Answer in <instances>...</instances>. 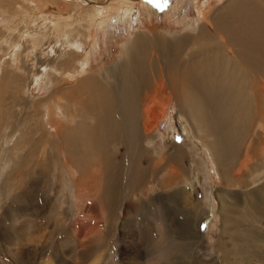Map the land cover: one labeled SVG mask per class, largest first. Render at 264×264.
Wrapping results in <instances>:
<instances>
[{
    "label": "rangeland",
    "instance_id": "obj_1",
    "mask_svg": "<svg viewBox=\"0 0 264 264\" xmlns=\"http://www.w3.org/2000/svg\"><path fill=\"white\" fill-rule=\"evenodd\" d=\"M100 1L99 3L103 4L102 7L104 6V15L108 19L107 24L98 30H95L97 27L90 30L94 31L96 42L90 38L91 45H87L88 48H84L86 44L81 42L80 45L72 47L71 41L62 37L64 35L68 38L71 37L68 23L66 25L62 23L61 27L57 24L48 28L52 29L48 37L44 31H41V27H49L50 21L55 19L57 14L60 15L64 12H57L54 16L46 17L39 16L29 9L25 15L21 16L20 14L18 19L12 20L10 27L6 28L5 25H2L3 23L0 24V84L11 83V87H14L0 89V151L2 150L0 152V264H50L51 260L53 264H125L124 258L131 252L138 253L142 264H153L151 260L155 258V250H157L155 243L156 241L163 242L166 233L168 236L170 233L171 237H181L179 241L184 243V249L186 248L185 238L187 241H196L192 247V258L189 260V264H264V253L262 259L261 255L259 259V256H254L249 250L248 245L243 252H239L240 244L229 233L228 235L224 234L223 243H219V238L222 236L221 230L230 226L223 219L226 211L221 210L223 205L220 204L219 193L223 192L222 196L227 205L225 207L227 211L229 205L236 206L233 213L228 212L238 220L241 219L242 227L247 229L252 222V217H248L249 212L256 215L253 209L248 212V206L252 205L251 200L255 196H264V192H259V188L264 184L263 172L256 173L254 168H251V172L243 169L241 175L246 184L239 185L238 181L235 182L231 176L235 173L236 163L240 168L241 163L246 161V147H240V141L238 142L233 137L225 138V141L228 140L223 144L222 153V150L215 145L214 137L209 136L207 127L210 123L199 117L197 109L185 108V112L191 109L186 112L190 115L189 119L181 114V109H178L174 101L170 107L165 103L160 108L163 110H158L162 117L158 120V129L156 128L152 135L154 138L151 137L152 140L148 141L147 138L142 137L148 150H156L159 153L166 151L168 155L178 156L181 163L187 164L188 169L190 167L196 171L199 169V180L196 179L193 183L188 182L190 188L184 187L191 193L189 194L190 198L192 196V200L183 204L185 209L181 206L185 195L181 200L175 198L169 201L168 195L164 194L167 191H163L159 186H157L158 189L155 188L157 184H152L148 189V194L139 189L134 188V190L133 187L131 189L123 187L124 184H126L125 186L134 185L132 182L135 184L137 182L136 179H128V181L127 178L122 179V195L119 194L112 201H108L106 197L101 196L103 194L102 185L107 184L104 183L105 174L104 169L101 168L105 162L100 161L95 155H92L91 161L88 162L85 151L78 154L84 160L81 159V164L74 162L77 158L72 152L69 154L72 158L63 160L66 148L62 149L61 154L59 144L62 146L65 143L70 144L73 138H71L72 140L66 139L64 134L65 138L62 136L63 138L51 139V137L59 134L65 123L75 124V119L69 117L67 113L63 116L57 110L49 112L48 109L51 110L55 107L54 102H51L48 108L47 106L43 107V102L57 98L58 85L62 86L61 79L69 74V69L81 64V78L105 75L108 68L119 65L125 59L126 56L123 57L126 50L124 46L134 41L136 36L154 34L162 29L167 30L174 37L175 35L184 36L189 28L192 26L195 28L204 21L196 13V0ZM46 3H44L43 9L46 7ZM220 3L218 0H212L205 13L212 17L214 13L210 10L218 7ZM115 4H119V11L111 9V6ZM47 6L48 8L54 7V10L57 11L56 5L48 2ZM126 10L128 11L126 12ZM91 14L93 13L91 12ZM126 14L128 15L126 16ZM12 16L10 15L11 18ZM27 20H35L34 24L28 27L29 31L27 23H25ZM70 26L74 25L70 24ZM33 30H40L37 45H35L37 48L34 45L31 46V42H26L24 36L26 31L29 33ZM68 32L70 33L68 34ZM3 35L8 37L4 38ZM196 49L197 47L194 48V50ZM15 51H18L19 54L17 55ZM46 61L47 63H45ZM46 64L47 69H45ZM62 65L65 66L62 67ZM182 66L183 64H181ZM39 69L46 72L38 79ZM186 87L190 88L187 83ZM14 95L17 97H13ZM184 96L182 104H185L188 98L199 104L195 100L200 98H195L191 93L184 94ZM29 104L38 107L42 118L40 131H37L35 135H43L45 139L41 140L36 147L32 141L22 143L23 140L20 137L27 133L25 125L22 123L23 119L26 116L33 117L34 115L31 110L26 115ZM163 107L167 108L164 110ZM96 112L99 113L98 110ZM142 118L146 119L144 114H142ZM24 120H27V117ZM55 120H59L62 127L58 131L51 132L48 127L49 121ZM219 122L221 125L224 123L222 118L219 119ZM175 124L177 125L176 131L172 127ZM197 125L201 128L205 140L208 141L207 144H212L210 147H213V153H219L226 157V170H224V164L215 165L212 156L203 144L204 142L199 140L202 134H199L195 129ZM55 127L57 128V125ZM256 128V125L253 126L251 135L247 138L249 142L251 138L255 139L250 147V157L253 161H255L254 158L261 159L259 148L262 146L261 142H264L263 132ZM78 130L75 128V132L80 131ZM254 130H256L255 135L253 134ZM125 135L126 131L121 139L110 145L108 150H112L114 153L111 156L112 159L118 160L119 158L121 163L127 161L128 154L131 158L130 161L135 164L134 171L139 173L143 160L140 152L144 148ZM218 136L220 139H224L223 134L219 133ZM5 137L8 138L6 146L7 138ZM17 145L16 150L14 147ZM177 145H179L178 148ZM30 146L35 147L33 154L28 153L29 149L33 150ZM70 146L71 144L67 147ZM16 152L34 157L22 161L18 155L12 159ZM86 164L90 166H84ZM86 167L89 169L87 170ZM69 168L72 169V172L68 171ZM12 169L16 171L17 175H25L27 170L32 171L33 169L35 174L30 172L29 178L19 179L18 176L9 175ZM262 170H264V166ZM220 172H225V175L219 174ZM190 176L192 177V174ZM28 179L32 185L29 189L26 187ZM88 179L90 182L93 181L90 185L96 183L92 185L94 189L86 187ZM78 183L83 187H78ZM183 186L181 185L179 190L183 189ZM100 187L101 189H99ZM98 193L101 194L98 195ZM99 196L100 198H97ZM72 197L76 200L72 201ZM107 206L110 207L107 208ZM257 213L260 214V211L258 210ZM245 219L250 221H245ZM259 219L261 222L255 225V229L259 233L262 231V235H264V218ZM167 227H171L172 231ZM191 227L193 232L189 231ZM130 235H134V239H130ZM148 236L152 237L154 242H150ZM30 248H33V254L29 258L18 256L21 253L29 252ZM162 250H157V252H162ZM180 252L182 253L181 250ZM181 262L185 263V260L181 258ZM175 264L180 263L177 260Z\"/></svg>",
    "mask_w": 264,
    "mask_h": 264
},
{
    "label": "bare ground",
    "instance_id": "obj_2",
    "mask_svg": "<svg viewBox=\"0 0 264 264\" xmlns=\"http://www.w3.org/2000/svg\"><path fill=\"white\" fill-rule=\"evenodd\" d=\"M211 1L212 0H196V13H198L197 15L202 17L204 21L195 28L194 26L189 28L186 35H175L174 37V35H171L167 30L163 29L162 31L157 30L159 32L154 34L138 35L135 37L134 41L124 46L126 48L123 55V57L126 56L125 59L119 65L113 66L110 69L108 68L105 75L81 78L82 67H80L81 64H77L74 68L69 69V74L61 79V82L64 84L61 83L62 86L58 85L59 90L56 93L57 98L43 102V107L47 106V108L51 102H54L55 107L51 110L48 109L49 112L57 110L61 112L63 116L67 113L69 117H74L75 119V124L65 123L62 130H60L62 124H59V120L49 121L48 127L51 129V132H53V130H60L59 134H55L51 139L61 138L63 134L66 136V139L73 138V141H70V147H67L70 145L69 143H65L63 146L59 144L61 147V154L62 149L66 148L64 153L66 152L67 154L65 153L63 160L68 159L70 157L69 154L72 152L77 158L75 159L73 157L76 160H74V162L81 164L83 159L78 154L85 151L84 153L88 157V162L91 161L92 155H95L100 161L105 162L103 167H101L104 169L105 175L103 172H100L104 175V183L107 184H103V188L101 189L100 187L99 189H101L103 193L101 196L106 197L108 201H112L119 194L122 195L123 178H127V180H137L136 184L131 180L134 185L125 186L126 184H124L123 187L130 189L133 187V189H139L147 194L152 184H157L155 188L158 189L157 186H159L163 191H167L164 194L168 195L167 198L170 199L169 201L175 198L181 200L183 195H185V200L183 199L184 201L181 204L183 209L186 208L183 204L192 200V196L191 198L189 196L191 193L184 187L190 188V183L188 182L193 183L194 180H199V169H197V171L191 169V167L188 169L187 164L181 163L178 156L174 154L168 155L166 151L163 153H159L156 150L150 151L146 148L145 141H142V137L147 138L148 141L152 140L151 137H153L152 135L158 126V120L162 117V115L160 117L158 110H160L165 103L170 107L173 101L178 106V109H181V114L186 118L190 119V115L188 113L186 114V112H189L191 109L185 112V108L197 109L199 117H202L203 121H208L210 123L207 127L210 133L209 136H212L211 138L214 137L215 145L222 150V153L223 144L231 137L238 142L240 141V147H246V161L244 160L241 163L240 168H238V163H236L234 169L235 173L231 176L235 182L238 181L239 185L242 183L246 184V182H244V177L241 175L243 169L250 170L251 172V168H254L257 171L256 173L262 171L264 175V170H262L264 166V142H261L262 146L259 148L261 159L254 158L255 161H253L250 157V147L251 144L255 142V139L251 138L250 142L247 140L255 125L263 132L262 135L264 136V0H218L221 2L218 7L210 10V12L214 13L212 17L205 13L207 8L211 5ZM45 2L56 5L57 11L54 10V7L48 8L47 3L46 7L43 9ZM99 2L101 1L15 0L13 2V0H0V24L3 23L2 25H5L6 28L10 27L13 22L12 20L19 17L20 14L21 16L25 15L29 9L31 12H36L39 16L46 17L48 15L54 16L57 12H64L60 15L57 14L55 19H50L49 27H41V31H44V34L48 37L49 32L52 31V29L49 30L48 28L57 24L61 27L63 26L62 23L65 25L68 23L67 26L71 31V37L68 38L65 35L62 37H64L65 40L69 39L72 47L80 45L81 42L86 44L84 48H88L87 45H91L90 38H92V41L94 40L93 42H96L94 31L90 30L96 27L95 30L100 29L107 24L106 21L108 20L107 16L104 15L103 4ZM118 6L119 4H115L111 6V9L119 11L120 7L118 8ZM127 11L128 10H126V12ZM91 12L93 14H91ZM10 15H13L12 18ZM127 15L128 14H126V16ZM34 21L35 20L24 21L27 23L26 26L28 31V27H31ZM70 24L74 26L71 27ZM39 31L40 30H33L29 33L26 31L24 35L26 37V42H31V46L37 45ZM69 33L70 32H68V34ZM3 37L5 38L8 36L3 35ZM195 47H197L196 50H194ZM35 48H37V46H35ZM15 52H17V55L19 54L18 51ZM47 61L45 63H47ZM181 64H183L182 67ZM63 66L65 65H62V67ZM45 69H47V64L45 65ZM45 72V70L39 69L40 75L37 78L39 79ZM186 83L190 88L186 87ZM4 88L14 87H11V83H5L4 85L0 84V89ZM187 93H191L195 98H200L195 100L199 104L194 103L190 98L186 100L185 104H182V101L185 99L184 94ZM15 95L13 97H17ZM69 106H71V108H69ZM29 110H31L34 115L33 117L26 116L27 120H24L26 117L23 119L22 123L25 125L27 133L20 137H22V143L32 141L36 147L41 140L45 139L43 135H35L37 131H40L39 128L42 118L36 105L29 104L26 115L29 114ZM97 110L100 114L96 112ZM165 112L167 113V111ZM142 114L145 115L146 119L142 118ZM221 118L224 121L222 125L219 122ZM164 119H166V117ZM55 125H57V128ZM172 127L175 130L177 125L175 124ZM75 128H78L80 131L78 130L79 132H75ZM178 128L180 129L179 125ZM193 128L195 127L193 126ZM195 129L199 134H202L199 140L204 142L203 144L210 153V156H212L215 165L219 166L220 164H224V170H226V157L219 153L214 154L213 147H210L212 144H207L208 141L205 140L201 128L197 125ZM228 130L232 132L230 133ZM124 131H126L125 136L130 137L144 148L140 152L141 159L143 160L139 173L134 171L136 168L135 164L130 161L131 158L127 153L128 159L122 162L123 165L119 158L118 160H114L115 158L112 159L111 156H113L114 153L112 150H108L110 149V145L123 137ZM219 133L224 135V139H220L218 136ZM255 133L256 130H254L253 134L255 135ZM225 138L228 139L225 141ZM60 142L62 141L60 140ZM7 143L8 138L5 141V146ZM210 143L213 142L210 141ZM178 146L179 145H177V148ZM17 147L18 145L14 147V149L17 150ZM30 148H33V146H30ZM34 148L33 150L29 149L28 153L33 154ZM217 148H215V150H219ZM18 155H20L22 161L34 157L33 155L16 152L15 155L12 156V159H15V156L18 157ZM89 164L84 166H90ZM86 168L87 170L89 169L88 167ZM33 170H27L25 175H17L16 171L12 169L9 175L18 176L19 179L23 177L29 178L30 172L35 174V170ZM68 171L72 172V169L69 168ZM42 173H44V171H42ZM190 174H192V177ZM219 174L225 175V172H220ZM92 182L93 181L90 182L88 179L86 187L94 189L92 185L96 183L90 185ZM100 182L98 181V185ZM30 184L31 181L28 179L26 184L28 189L32 186ZM101 184L102 182L100 185ZM181 185H184L183 189L179 190ZM77 186L83 187L80 183H78ZM259 192H264V184L259 188ZM100 194L98 193V195ZM222 195L223 192H220V204L223 205L221 210L226 211V213H224V216L221 215L224 221L229 223L230 226L224 227L221 230L222 236L219 238V243L222 244L223 235H228L229 233L231 237L240 244L238 248L239 252H243L248 245L247 247L254 256L257 255L260 259L261 255L262 259L264 253V235H262V231L259 233V231L255 229V225L261 222L259 218H264V196H255L253 200H251L252 205H249L250 207L248 206V212L250 209H253L256 215L249 212L248 217H252V222L247 229H244L241 219L238 220V218H235L229 213H233L236 206L233 204L229 205L228 212L226 210L227 208H225L227 205ZM164 197L166 196L164 195ZM45 198L47 199V197ZM97 198H100V196ZM74 200L76 199L72 197V201ZM109 207L110 206H107V208ZM151 209L153 210V208ZM258 210L260 214L257 213ZM7 214L9 215L10 213ZM163 221L165 222V219ZM245 221L250 220L245 219ZM167 228H169V230L172 229L171 227ZM192 230V227L189 228L190 232ZM133 236L134 235H130V239H134ZM94 239L96 240L97 238L95 237ZM180 239L181 237L179 236L175 238L171 237L170 233L169 236L166 233L163 242L156 241V249L163 250L162 252H157V250H155V258H153L151 262L153 264H169V262L175 264L178 260L180 264H189V260L192 258V247L196 244V241H187L185 238L186 248L184 249V243L179 241ZM148 240L154 242L153 238L150 236H148ZM32 251L33 248H30L28 255L17 254H19L18 256H23V258H29L33 254ZM181 258L185 260V263L181 262ZM79 259H81V256H79ZM140 259L137 252H131V254L129 253V255H126L124 258L125 264H142ZM232 262L234 263V260H232ZM50 264H53L52 260Z\"/></svg>",
    "mask_w": 264,
    "mask_h": 264
},
{
    "label": "crops",
    "instance_id": "obj_3",
    "mask_svg": "<svg viewBox=\"0 0 264 264\" xmlns=\"http://www.w3.org/2000/svg\"><path fill=\"white\" fill-rule=\"evenodd\" d=\"M22 254H23V255H26V254L28 255V252H26V253H21L20 255H22Z\"/></svg>",
    "mask_w": 264,
    "mask_h": 264
}]
</instances>
